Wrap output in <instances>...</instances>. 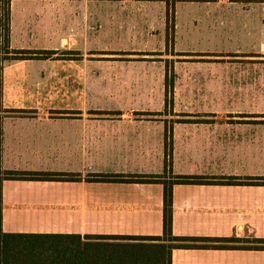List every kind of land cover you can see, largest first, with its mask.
Returning <instances> with one entry per match:
<instances>
[{"label":"crops","instance_id":"obj_1","mask_svg":"<svg viewBox=\"0 0 264 264\" xmlns=\"http://www.w3.org/2000/svg\"><path fill=\"white\" fill-rule=\"evenodd\" d=\"M54 1H9L8 51L55 53L44 59L3 60L10 52H5L4 37H0L1 106L18 110L3 113L0 164L6 170L73 175L76 179L4 180L2 229L81 236L161 235L162 184L110 179L163 173L167 130L172 175L251 180L172 186V234L201 239L185 242L196 246L173 249L172 264H264V249L211 246L263 245L214 240L264 239V184L255 182L264 179L263 89L252 88L246 95L252 102L250 109L217 108L218 102L230 98L216 91L209 95L213 103L209 108L197 104L198 108L167 112L121 109L116 95L90 98L87 88L58 100L50 87L59 79L87 87L100 80L96 69L104 65L58 54L52 43L56 28L39 24L47 17H32L37 16L36 7ZM28 11L31 17H27ZM259 17L258 13L244 17L243 31L257 36L263 33V16ZM3 28L0 25L2 34ZM107 80L114 85L119 79L111 73ZM261 82L263 86V78Z\"/></svg>","mask_w":264,"mask_h":264},{"label":"rangeland","instance_id":"obj_2","mask_svg":"<svg viewBox=\"0 0 264 264\" xmlns=\"http://www.w3.org/2000/svg\"><path fill=\"white\" fill-rule=\"evenodd\" d=\"M54 2L36 7L32 17H47L39 24L56 28L52 43L58 54L104 65L96 69L100 80L87 87L59 79L50 87L58 100L87 88L90 98L116 95L121 109L167 112L197 104L209 108V95L216 91L230 98L217 108L250 109L246 95L252 88L264 91V32L243 31L247 15L258 13L264 24V0ZM111 73L119 79L114 85L107 80ZM166 83L172 88L165 100ZM260 106L264 109V95Z\"/></svg>","mask_w":264,"mask_h":264},{"label":"trees","instance_id":"obj_3","mask_svg":"<svg viewBox=\"0 0 264 264\" xmlns=\"http://www.w3.org/2000/svg\"><path fill=\"white\" fill-rule=\"evenodd\" d=\"M9 1L0 0V25L4 26L3 60L13 59H44L55 52L52 50H13L7 49V30L9 20ZM3 16V17H1ZM167 82V81H166ZM172 84L166 83L164 96L169 98ZM6 111L18 112L16 109H3L1 106L0 81V162L2 151L1 120ZM164 172L158 175L131 176L117 175L113 181L132 183H160L162 194V234L161 235H98L67 233H28L5 232L2 229V182L7 179H76L65 174L37 173L31 171L6 170L0 164V264H172V250L190 248L196 245L186 241L201 240L179 237L172 234V186L176 183H220L236 184L251 183V180L210 179L197 176L172 175L170 172L171 144L170 131L165 133ZM168 171V172H167ZM105 179V177H103ZM256 183H263L255 181ZM220 242L244 241L263 245H211L217 248L264 249V239L255 238H217Z\"/></svg>","mask_w":264,"mask_h":264}]
</instances>
